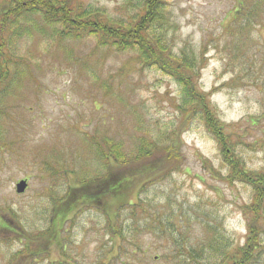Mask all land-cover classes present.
Returning a JSON list of instances; mask_svg holds the SVG:
<instances>
[{"label": "rangeland", "instance_id": "374dc122", "mask_svg": "<svg viewBox=\"0 0 264 264\" xmlns=\"http://www.w3.org/2000/svg\"><path fill=\"white\" fill-rule=\"evenodd\" d=\"M239 1L163 0L155 34L162 24L176 58L203 64L198 87L209 94L220 122L233 129L237 156L256 176L264 173V0L248 1L257 2L253 19L237 12ZM75 2L122 22L142 6L141 0ZM35 19L14 26L18 31L11 39L10 49L33 66L36 79L7 104L14 120L3 128L9 147L0 148V222L16 232L0 228V264H184L187 248L204 264H217L220 254L211 247L216 240L229 251L243 247L250 223L244 209L253 204L256 188L233 175L202 115L183 125L176 104L182 103V87L175 78L145 66L134 51L97 49L91 36L60 43L59 36L30 28ZM176 132L180 170L109 196L105 207L82 204L63 225L60 241L49 238L32 258L22 236L47 237L69 188L88 185L107 171L91 146L93 136L107 134L127 161L135 158L140 137L168 146ZM23 179L28 187L18 193ZM108 208L116 213L111 221ZM259 222L263 231L264 213ZM121 232L124 246L131 238L145 254L119 252ZM262 249L258 264H264Z\"/></svg>", "mask_w": 264, "mask_h": 264}, {"label": "trees", "instance_id": "16d2710c", "mask_svg": "<svg viewBox=\"0 0 264 264\" xmlns=\"http://www.w3.org/2000/svg\"><path fill=\"white\" fill-rule=\"evenodd\" d=\"M162 1L141 0L142 6L139 7L130 21L122 22L110 20L99 12L83 8L75 0H0V148L9 147L4 141L5 130L3 128L5 122L11 123L14 120L8 111L9 106L7 104H9L10 96H14L16 91L21 90L25 83L34 82L36 79L33 75V66L27 61H23L22 57H17L14 51L10 49L12 35L14 31H18V28H14V26L20 21L27 23L36 16L35 22L32 26L30 25V28L37 29L45 35L55 34L59 36L60 43L72 40L71 38L80 39L91 36L97 40V49L134 51L137 58L145 66L155 65L175 78L182 87L180 96L182 103L176 104H178V111L184 117L183 125L191 120V116L202 115L207 128L224 152L225 160L231 166L233 175L238 176L241 182L251 184L256 188L253 204L244 209L245 214L250 218L246 244L229 251L227 243L221 244L218 239L211 247L220 254L217 264H258L264 245V230L262 231V225L259 222L260 216L264 213V173L255 176L254 172L245 170L236 153V139L233 142L231 135L233 129L232 132H229V126L220 122L214 107L211 105L209 94L199 89L198 83L203 64H199V61L194 58L190 61L184 59L185 56H183L184 58H176L172 54L171 48L165 44L162 24L158 26L160 34H155L156 25L161 23L162 19L160 12ZM248 1L240 0V7H238L237 12L241 13V16L242 13L245 14V18L253 19L257 2L251 1L249 4ZM141 10L142 12H139ZM122 23L129 24L124 25ZM34 26H38V28ZM22 61L24 64L20 65ZM94 74L96 81L101 80L99 74L96 72ZM106 87L109 88L108 85ZM178 133H175V139L168 146L151 144L148 138L140 137L135 158L126 159L127 161H134L130 165H126L127 161H124V156L119 150L120 145L111 143V138L107 134L93 136L91 146L99 159L106 163L108 169L103 176L93 178L88 185L75 184L69 188L68 194L55 209L53 225L51 224V231L48 232L47 237L42 235L37 240L29 235L22 236V238L27 239V250H29L30 255H33L32 258L34 255L40 254V249L44 248L43 245L49 238L51 241H60L63 225L82 204H91V207L96 206L98 208L105 207V200L109 196L119 197L134 189H141L146 184L156 182L154 180L159 178L161 174L180 170L183 156ZM143 157H148V160H143ZM114 166L118 168L117 171L112 170ZM143 213L152 220L157 218V214L147 210H143ZM105 214L108 215L110 221L116 217V213H110V208ZM137 214V210L133 211L132 217ZM161 223L163 224L162 217ZM7 225L6 222H0V228H6L13 233L16 232ZM126 230L127 232L131 230L130 222L126 225ZM165 236L168 237V234ZM125 237L121 232L122 244L119 245V252L127 251L133 255L138 252L145 254L146 251L131 238H127L128 245L124 246ZM187 249L190 257L183 262L184 264H187L188 261L191 264H204L192 254V251L195 250ZM116 251L118 252V247Z\"/></svg>", "mask_w": 264, "mask_h": 264}, {"label": "water", "instance_id": "95a60500", "mask_svg": "<svg viewBox=\"0 0 264 264\" xmlns=\"http://www.w3.org/2000/svg\"><path fill=\"white\" fill-rule=\"evenodd\" d=\"M28 187V182L27 180L23 179V180H20L17 184H16V191L18 193H24L26 191Z\"/></svg>", "mask_w": 264, "mask_h": 264}]
</instances>
